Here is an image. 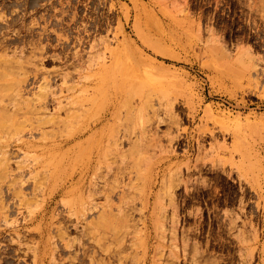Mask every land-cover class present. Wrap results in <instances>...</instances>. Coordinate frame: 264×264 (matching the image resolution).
Masks as SVG:
<instances>
[{"label": "rangeland", "instance_id": "rangeland-1", "mask_svg": "<svg viewBox=\"0 0 264 264\" xmlns=\"http://www.w3.org/2000/svg\"><path fill=\"white\" fill-rule=\"evenodd\" d=\"M40 240L264 264V0H0V264Z\"/></svg>", "mask_w": 264, "mask_h": 264}, {"label": "bare ground", "instance_id": "bare-ground-1", "mask_svg": "<svg viewBox=\"0 0 264 264\" xmlns=\"http://www.w3.org/2000/svg\"><path fill=\"white\" fill-rule=\"evenodd\" d=\"M46 203V202H45ZM47 204V203H46ZM46 204L44 205L45 208H43V212L40 216L41 220H43L44 216H45V210L47 209L46 208ZM82 216H84V214L91 209V206H88L87 205H83V201H82ZM18 229V228H17ZM16 229V231L18 232V230ZM44 229L43 228H40L37 232L38 234L40 235V239L43 238L42 236V233H43ZM46 243V242H45ZM44 243L40 240L39 242H37L34 246H33V251H34V259H33V262L34 264H38V258L42 252V249L45 248V244L43 245ZM46 249H44V253H45Z\"/></svg>", "mask_w": 264, "mask_h": 264}]
</instances>
